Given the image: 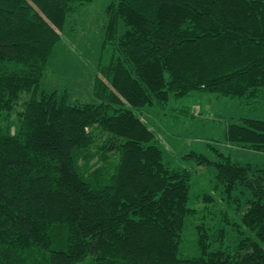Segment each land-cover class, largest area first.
Segmentation results:
<instances>
[{"label": "trees", "instance_id": "obj_1", "mask_svg": "<svg viewBox=\"0 0 264 264\" xmlns=\"http://www.w3.org/2000/svg\"><path fill=\"white\" fill-rule=\"evenodd\" d=\"M95 2L0 0V264H264V169L216 148L215 160L184 157L214 169V191L239 222L223 213L214 229L205 212L199 254L181 257L186 222L200 215L189 207L192 172L166 160L131 109L195 92L263 98L264 0H114L99 103L72 102L44 78L72 17ZM226 140L264 153V120L242 118Z\"/></svg>", "mask_w": 264, "mask_h": 264}, {"label": "rangeland", "instance_id": "obj_2", "mask_svg": "<svg viewBox=\"0 0 264 264\" xmlns=\"http://www.w3.org/2000/svg\"><path fill=\"white\" fill-rule=\"evenodd\" d=\"M113 1L96 0L93 4L81 7L72 17L46 72V90L67 91L72 102L99 103L93 94V85L98 74L97 64L104 38L105 9ZM127 107L131 108L129 105ZM131 109L156 134L157 144L163 150L166 160L174 168L192 172L189 207L197 210L200 215L186 222L180 256H197L199 250L195 228L205 212L212 211L207 216V224L214 229L222 224L223 213L233 223L239 222V216L214 191V169L198 167L194 161L184 157L196 152L215 160L213 148H216L243 164L264 169V153L247 150L226 140L228 127L242 118L264 120V97L244 104L241 99H219L215 94L195 92L183 98L172 96L164 107ZM12 120H17V114L12 116ZM98 135V144H102L106 136ZM204 194H212L216 201L212 204L205 202ZM237 235L238 232L231 229L227 243L233 245Z\"/></svg>", "mask_w": 264, "mask_h": 264}]
</instances>
